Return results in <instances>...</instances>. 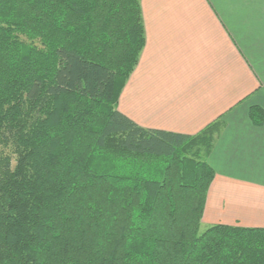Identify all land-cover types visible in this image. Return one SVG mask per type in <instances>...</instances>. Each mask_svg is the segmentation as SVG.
<instances>
[{
  "label": "trees",
  "instance_id": "1",
  "mask_svg": "<svg viewBox=\"0 0 264 264\" xmlns=\"http://www.w3.org/2000/svg\"><path fill=\"white\" fill-rule=\"evenodd\" d=\"M144 46L140 0H0V264H264V229L202 225L212 133L118 111Z\"/></svg>",
  "mask_w": 264,
  "mask_h": 264
},
{
  "label": "crops",
  "instance_id": "2",
  "mask_svg": "<svg viewBox=\"0 0 264 264\" xmlns=\"http://www.w3.org/2000/svg\"><path fill=\"white\" fill-rule=\"evenodd\" d=\"M145 46L118 101L139 127L212 133L202 219L264 229V0H140Z\"/></svg>",
  "mask_w": 264,
  "mask_h": 264
},
{
  "label": "rangeland",
  "instance_id": "3",
  "mask_svg": "<svg viewBox=\"0 0 264 264\" xmlns=\"http://www.w3.org/2000/svg\"><path fill=\"white\" fill-rule=\"evenodd\" d=\"M106 155H108V154H106ZM107 157H108V156H107ZM113 159L116 160L117 157H113ZM149 161H150L151 163H154V165L152 164V165L150 166V167H153V169H154V166H155V168H156L157 166H159V165H158V163H159L158 161H160L159 159H155V158L149 159V158H148V160H145V162H149Z\"/></svg>",
  "mask_w": 264,
  "mask_h": 264
}]
</instances>
